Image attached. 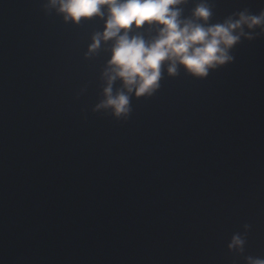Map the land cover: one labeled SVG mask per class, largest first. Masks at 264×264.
<instances>
[{
    "label": "water",
    "instance_id": "1",
    "mask_svg": "<svg viewBox=\"0 0 264 264\" xmlns=\"http://www.w3.org/2000/svg\"><path fill=\"white\" fill-rule=\"evenodd\" d=\"M212 2L209 23L264 9ZM46 3L0 0V264L264 258V35L204 79L165 70L117 119L96 107L108 45L85 55L103 21L65 23ZM234 233L242 253L227 247Z\"/></svg>",
    "mask_w": 264,
    "mask_h": 264
},
{
    "label": "clouds",
    "instance_id": "2",
    "mask_svg": "<svg viewBox=\"0 0 264 264\" xmlns=\"http://www.w3.org/2000/svg\"><path fill=\"white\" fill-rule=\"evenodd\" d=\"M189 0H47L65 23L79 25L97 18L103 30L95 32L88 54L107 44L110 53L102 73L104 99L96 107L110 109L117 119H127L130 100L151 97L161 87L166 70L169 76L184 72L198 79L234 61L231 50L241 38L264 35V9L252 14L247 8L233 12L222 22L209 23L212 0H198L184 15ZM152 31L146 39L140 29ZM259 28V32L255 31ZM247 29L248 31H245ZM119 80L115 91L113 84ZM247 230L249 225L245 224ZM245 236L234 233L228 249L242 253ZM247 264H264V258L247 256Z\"/></svg>",
    "mask_w": 264,
    "mask_h": 264
}]
</instances>
